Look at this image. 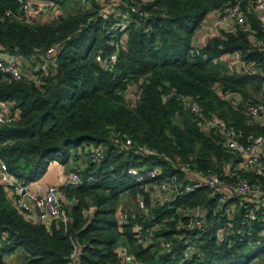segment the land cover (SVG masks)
<instances>
[{
	"label": "trees",
	"instance_id": "1",
	"mask_svg": "<svg viewBox=\"0 0 264 264\" xmlns=\"http://www.w3.org/2000/svg\"><path fill=\"white\" fill-rule=\"evenodd\" d=\"M52 1L59 15L25 23L15 15L18 0H0V16L13 11L0 19L1 55L20 56L35 68L48 47L59 46L55 70L23 73L21 80L0 74V103L11 104L8 111L13 116L10 123L0 125V158L17 180L29 183L41 179L53 161L68 167L78 151L85 157L83 166L68 170H78L83 183L60 187L65 223L54 219L44 223L21 213L0 185V264H7L5 256L15 251L23 254L20 264H66L74 247L79 264H113L120 246L144 264H264V217L248 220L238 197L220 203V194L196 189L161 203L151 195L157 179L137 183L126 174L129 167L159 166L164 175L181 178L174 161L178 158L228 180L222 169L233 155L212 132L198 129L175 96L166 95L191 96L204 113H217L239 129L245 143L250 135L264 136L262 123L221 97L224 89H232L264 103V75L259 70L243 73L224 61L238 51L246 63L258 67L264 52L252 39L264 38L261 17L251 12L244 25L221 30L203 46H195L193 37L207 15L236 0H119L104 22L95 18L90 0H74V5ZM66 4L71 9L63 14ZM135 4L144 15L130 11ZM121 17L129 21L110 71L95 56L100 50L103 56L113 51L104 26ZM133 84L141 90L133 89ZM125 137L157 155H138L122 145ZM91 147L101 151L98 162L87 152ZM242 176L264 189V175ZM124 196L129 207L121 205ZM138 197L143 198L144 211L136 209ZM231 203L235 212L229 219ZM198 206L203 208V228L175 229L186 222L181 210ZM120 208L130 213L127 223L118 221ZM135 223L152 236L150 245L137 241ZM157 239L170 241V248L163 249ZM187 248L189 257L183 255Z\"/></svg>",
	"mask_w": 264,
	"mask_h": 264
},
{
	"label": "built area",
	"instance_id": "2",
	"mask_svg": "<svg viewBox=\"0 0 264 264\" xmlns=\"http://www.w3.org/2000/svg\"><path fill=\"white\" fill-rule=\"evenodd\" d=\"M20 3L19 11L16 17L23 20L25 23H32L35 20L49 18L53 11H55L56 3L52 0H18ZM95 4L96 14L95 18L99 21H109L113 10L117 9L119 0H90ZM91 2L85 3L90 6ZM144 2V1H141ZM245 3L244 7L242 3ZM139 5H131L130 11L137 14V16L144 15ZM254 12L258 15L264 14V0H236L223 4L217 11V18L209 25L204 33L198 37V42L192 41L195 46H203L209 37L218 36L221 30L230 29L227 27L229 22L232 23L231 29L236 25H244L247 21L248 15ZM13 15V11L7 10L0 16L3 20L6 17ZM124 17L118 19L116 22L104 26V32L110 37V43L113 46V51L107 56H103L101 50L96 53L95 59L101 65L113 71L117 61L119 51V41L124 38V31L127 27L128 21ZM203 25V24H202ZM85 26L81 24L80 27ZM148 29L146 28L144 32ZM256 46L260 47L264 52V38L262 40L252 39ZM59 50L58 45L48 47L42 55L41 60L36 64L34 71H39L40 75H44L50 70H55L57 62L54 55ZM225 63L230 68H237L240 71L249 74L264 71V58L262 62L255 67L254 64L246 63L241 57V53L235 51L228 54L224 58ZM0 74L6 76L9 80H21L24 77L23 70L20 63L0 54ZM36 82L38 79L35 77ZM133 89L138 91V85L133 84ZM175 96L180 102L184 111L192 116V120L198 129L204 132H212L215 140L220 142L222 147L228 150L233 158L225 163L223 166V175L228 180L222 178L219 174L211 169L200 170L195 165H190L187 162H181L176 158L175 164L180 170L181 178L177 174L164 175L163 169L159 166H141L129 167L126 174L137 183H142L146 179L158 180L153 184L151 195L157 202L170 200L173 197H182L184 195L193 193L196 189H204L210 195L220 194V203H224L230 197H238V201L247 208V218L250 221L256 220L257 216L264 217V189L256 184L248 181L242 174L248 173L251 175H264V136H248L247 143L241 140L242 133L233 125L226 122L217 113H204L200 105L195 99L185 93L170 92L166 98ZM221 97L233 109L241 108L244 114L249 119L262 123L264 125V103L254 102L253 100L242 97L239 93L232 89H224ZM260 96L258 95V98ZM260 99V98H259ZM2 103H0L1 105ZM13 116L9 111L0 106V125L10 123ZM122 145L128 148H134L138 155H157V152L146 145H134L129 137L122 140ZM88 154L95 161L101 158V151L99 148L91 147ZM67 180L62 184L67 187H76L83 183V180L78 175V170L70 172ZM0 185L5 189L12 205L21 213L29 217L35 216L38 221L44 223L50 220H57L65 223L67 221V214L63 208L60 195V187L55 184L43 182L42 180H35L29 183L17 180L9 171L7 164L0 158ZM74 199L68 202L73 203ZM39 209L40 213H37ZM136 209L139 211L145 210L143 198L138 197L136 202ZM182 215L186 217L185 223H180L175 226V229L184 228V230H199L204 226L203 208L195 207L191 209L181 210ZM258 211V212H257ZM235 212L234 203L229 205L227 209V218H232ZM130 213L128 210L122 211L120 208L117 214L118 221L121 224L127 223ZM158 227L152 228L153 231ZM223 230V229H221ZM134 231L136 238L142 246L146 247L152 243V236L147 229L141 227L138 223L134 224ZM241 233L240 230H236ZM250 235V231L247 232ZM156 244H159L163 249H169L171 242L167 240L157 239ZM191 250L185 249L183 255L189 257ZM174 257V256H173ZM66 264H79L77 261V248L74 247L70 258ZM113 264H144L137 260L126 247L120 246L117 249V262Z\"/></svg>",
	"mask_w": 264,
	"mask_h": 264
},
{
	"label": "crops",
	"instance_id": "3",
	"mask_svg": "<svg viewBox=\"0 0 264 264\" xmlns=\"http://www.w3.org/2000/svg\"><path fill=\"white\" fill-rule=\"evenodd\" d=\"M57 9L55 11H53V13L51 14L50 17H53L56 13H57ZM262 19V23H263V28H264V14L259 15ZM217 18V11H211L203 25L201 26V28L198 29V31L196 32V34L194 35L193 41L195 40L196 42H198L199 39V35L204 33L205 29L211 25L214 20ZM232 23L233 22H229L227 24V27H232ZM209 24V25H208ZM9 59L16 61L17 63H20L22 70H26L28 72V74H30L31 72V68H32V64L28 63L26 59L21 58L20 56H8ZM29 65H27V64ZM24 66H26L24 68ZM31 66V67H30ZM11 104L9 103H2L0 106H2L4 109H6L8 111L9 106ZM75 154V153H74ZM77 158H72L70 163L67 166H63L61 164H59L56 161H53L49 164L47 171L45 172V174L41 177L40 180H42L43 182L46 183H50V184H55L57 186H61L66 180L67 178L70 176L69 173L70 171L68 170L69 168L72 169L73 166H83L85 157L82 156L80 153H78L77 151ZM22 253L20 251H15L13 253H10L8 255L5 256L4 261L7 264H20L22 262Z\"/></svg>",
	"mask_w": 264,
	"mask_h": 264
},
{
	"label": "rangeland",
	"instance_id": "4",
	"mask_svg": "<svg viewBox=\"0 0 264 264\" xmlns=\"http://www.w3.org/2000/svg\"><path fill=\"white\" fill-rule=\"evenodd\" d=\"M70 3H69V5L71 4V5H74V3L72 2V1H74V0H68ZM70 8V6H67V4L65 5V7H63V9L64 10H62V13L63 14H65V12H67V10ZM71 9V8H70ZM69 9V10H70ZM68 10V11H69ZM59 13L60 12H57L54 16H56V15H59ZM201 28V27H200ZM198 31V29L196 30V32ZM196 32H195V34H196ZM194 38V37H193ZM28 62V61H27ZM28 63H30V62H28ZM27 64V63H26ZM31 64V63H30ZM28 65V64H27ZM29 66V65H28ZM26 66H24V68H25ZM31 67V66H30ZM22 68V67H21ZM32 72H34V70H33V67L31 68V72H30V75L32 74ZM23 73L24 74H28V72L26 71V70H24L23 71ZM258 97V96H257ZM260 98V97H259ZM85 161V160H84ZM83 162V161H82ZM72 168H75V166H73ZM129 202H130V200H128V198L126 197V196H124L123 197V199H122V201H121V205H125V206H127V207H129Z\"/></svg>",
	"mask_w": 264,
	"mask_h": 264
},
{
	"label": "water",
	"instance_id": "5",
	"mask_svg": "<svg viewBox=\"0 0 264 264\" xmlns=\"http://www.w3.org/2000/svg\"><path fill=\"white\" fill-rule=\"evenodd\" d=\"M36 211H37L38 214L40 213L39 209H37Z\"/></svg>",
	"mask_w": 264,
	"mask_h": 264
}]
</instances>
